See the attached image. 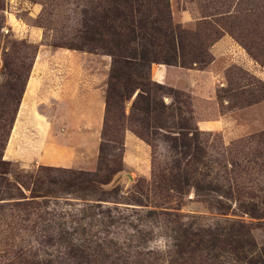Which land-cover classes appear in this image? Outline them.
<instances>
[{
	"label": "rangeland",
	"instance_id": "374dc122",
	"mask_svg": "<svg viewBox=\"0 0 264 264\" xmlns=\"http://www.w3.org/2000/svg\"><path fill=\"white\" fill-rule=\"evenodd\" d=\"M97 2L0 0V264H264V0H170L186 51L202 44L209 64L151 67L154 82L179 85L164 80L174 116L149 133L140 91L122 89L102 125L54 116L66 172L5 163L34 65L51 84L111 72L84 39ZM185 119L196 158L171 148Z\"/></svg>",
	"mask_w": 264,
	"mask_h": 264
},
{
	"label": "trees",
	"instance_id": "16d2710c",
	"mask_svg": "<svg viewBox=\"0 0 264 264\" xmlns=\"http://www.w3.org/2000/svg\"><path fill=\"white\" fill-rule=\"evenodd\" d=\"M97 1L100 11L97 15L91 18L87 11H84L83 33L85 42L96 43L113 59L109 90L106 95V113L112 105L113 98L123 97L122 89L125 90L126 95L132 92V88L138 89L140 93L136 102H142V106L137 109L147 116L146 121L141 122L146 123L144 129L149 133L153 127L151 123L163 122L174 116L166 115L167 111L172 109L160 98L161 93H165L166 90L173 92L174 89L154 82L151 67L154 64L184 68L198 63L204 64L203 66L208 65L209 61H203L202 57L205 48L202 49L201 44L200 49L194 47L193 50L186 51L187 39L186 36L184 37L182 27L175 25L173 21L170 0ZM205 52L208 54L209 50ZM128 97L130 99L131 96ZM14 121L15 117L11 129ZM185 122L181 128L185 132H179V135L171 138L174 141L171 148L174 151L181 148L184 158L194 156L200 150L198 132H195L186 119ZM5 163L10 162L5 161ZM61 170L66 172V169L61 168ZM196 187L201 189L199 185ZM241 244L243 243L238 242L236 245Z\"/></svg>",
	"mask_w": 264,
	"mask_h": 264
},
{
	"label": "crops",
	"instance_id": "0c3cea01",
	"mask_svg": "<svg viewBox=\"0 0 264 264\" xmlns=\"http://www.w3.org/2000/svg\"><path fill=\"white\" fill-rule=\"evenodd\" d=\"M222 41L228 40L224 38ZM47 69V66L34 65L30 72L4 151L5 161L22 169L74 166L71 159L64 160L63 144L56 139L58 121L57 118L53 121L54 116H87L88 122L92 121L89 116H99L97 121L102 125L106 115L109 71L102 75V79L92 72L83 78L75 76L66 83L59 77L51 84L45 76ZM176 78L161 75L157 81L164 84V80H168V84L178 88V81L174 82ZM100 80L102 84L98 87L96 83Z\"/></svg>",
	"mask_w": 264,
	"mask_h": 264
},
{
	"label": "bare ground",
	"instance_id": "6f19581e",
	"mask_svg": "<svg viewBox=\"0 0 264 264\" xmlns=\"http://www.w3.org/2000/svg\"><path fill=\"white\" fill-rule=\"evenodd\" d=\"M27 32V31H26Z\"/></svg>",
	"mask_w": 264,
	"mask_h": 264
}]
</instances>
